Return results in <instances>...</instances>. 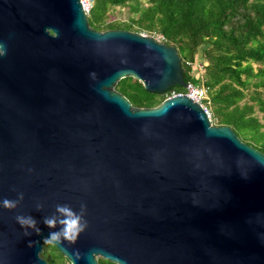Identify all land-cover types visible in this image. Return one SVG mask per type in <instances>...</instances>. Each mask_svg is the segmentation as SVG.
<instances>
[{"label": "water", "instance_id": "1", "mask_svg": "<svg viewBox=\"0 0 264 264\" xmlns=\"http://www.w3.org/2000/svg\"><path fill=\"white\" fill-rule=\"evenodd\" d=\"M0 43V199L24 197L0 207V264H47L45 243L69 264H264V154L187 96L115 90L185 87L174 46L96 31L80 0H0ZM57 204L85 205L74 241L45 240Z\"/></svg>", "mask_w": 264, "mask_h": 264}, {"label": "trees", "instance_id": "2", "mask_svg": "<svg viewBox=\"0 0 264 264\" xmlns=\"http://www.w3.org/2000/svg\"><path fill=\"white\" fill-rule=\"evenodd\" d=\"M115 9H127L128 18L111 19ZM87 19L100 32L161 34L178 51L184 82L206 88L217 126L230 127L264 154V0H94ZM115 90L132 107L150 109L183 87L148 93L138 80L125 77ZM41 258L69 263L49 243ZM98 264L113 263L99 259Z\"/></svg>", "mask_w": 264, "mask_h": 264}, {"label": "clouds", "instance_id": "3", "mask_svg": "<svg viewBox=\"0 0 264 264\" xmlns=\"http://www.w3.org/2000/svg\"><path fill=\"white\" fill-rule=\"evenodd\" d=\"M0 55H6V48L2 43H0ZM23 198V193H18L17 198L14 200L8 198L0 199V207L8 210L15 209ZM55 213L54 215L46 216L43 220V223L52 229H56L57 225H59L57 231H51L48 234L45 239L48 242L61 243L62 241H74L88 226L87 221L84 219V204L80 205L79 212L74 211L68 204H57ZM15 219L21 228L26 230L33 229L39 233L40 230L37 227V222L31 215H18ZM27 234L28 232L25 231V235Z\"/></svg>", "mask_w": 264, "mask_h": 264}, {"label": "built area", "instance_id": "4", "mask_svg": "<svg viewBox=\"0 0 264 264\" xmlns=\"http://www.w3.org/2000/svg\"><path fill=\"white\" fill-rule=\"evenodd\" d=\"M84 13L88 16L91 8L93 7L94 0H80ZM146 36V34H142ZM152 37L160 43H164L165 39L161 34L153 33ZM201 65H199V68ZM187 96L195 103L199 104L208 116L211 122L210 114V101L207 96L206 88L202 85H194L193 83L187 82V85L183 87L182 91L179 92H169L165 94V99H170L176 96ZM212 124V123H211Z\"/></svg>", "mask_w": 264, "mask_h": 264}, {"label": "rangeland", "instance_id": "5", "mask_svg": "<svg viewBox=\"0 0 264 264\" xmlns=\"http://www.w3.org/2000/svg\"><path fill=\"white\" fill-rule=\"evenodd\" d=\"M111 14H112L111 19H117V20H121V21H125L128 18V16H129V14L127 13V9H115V11H113ZM140 34H146V36L152 37V35L147 34V33H140ZM253 67L256 68L255 65H253ZM210 114H211V123H212V125L217 126L218 125V121L215 118V116L213 115L211 104H210Z\"/></svg>", "mask_w": 264, "mask_h": 264}]
</instances>
